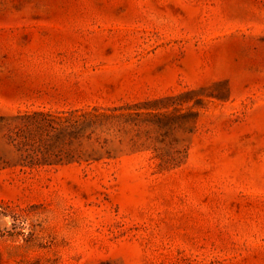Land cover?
I'll list each match as a JSON object with an SVG mask.
<instances>
[{
	"label": "rangeland",
	"instance_id": "374dc122",
	"mask_svg": "<svg viewBox=\"0 0 264 264\" xmlns=\"http://www.w3.org/2000/svg\"><path fill=\"white\" fill-rule=\"evenodd\" d=\"M0 264H264V0H0Z\"/></svg>",
	"mask_w": 264,
	"mask_h": 264
}]
</instances>
